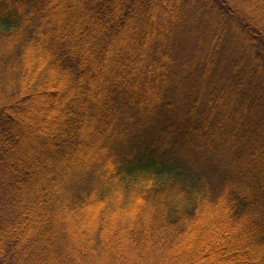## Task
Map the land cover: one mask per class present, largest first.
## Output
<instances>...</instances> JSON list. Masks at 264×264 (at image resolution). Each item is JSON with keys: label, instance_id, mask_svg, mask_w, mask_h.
Wrapping results in <instances>:
<instances>
[{"label": "trees", "instance_id": "trees-1", "mask_svg": "<svg viewBox=\"0 0 264 264\" xmlns=\"http://www.w3.org/2000/svg\"><path fill=\"white\" fill-rule=\"evenodd\" d=\"M87 250L264 264V0H0V264Z\"/></svg>", "mask_w": 264, "mask_h": 264}, {"label": "rangeland", "instance_id": "rangeland-1", "mask_svg": "<svg viewBox=\"0 0 264 264\" xmlns=\"http://www.w3.org/2000/svg\"><path fill=\"white\" fill-rule=\"evenodd\" d=\"M132 219H133V216H129V217L122 219L121 221H113V222H115V224H116L115 227L117 229L118 228L122 229L123 228L122 226L133 225ZM64 221L66 222V224L68 226L67 232L71 234V236H69L70 240H69L67 248H68V250H70L72 252V254H74V255L77 254V251L80 248V246L87 248L88 245H90V242L87 241V238L89 237V235H90L92 241H94L95 227L97 224V219L95 216H92L91 213H88V211H85V212L80 211L76 214L70 215ZM186 244L193 247V243L190 242L189 239L186 240ZM145 245H146L145 253L143 254L141 252V255H142V257H145L147 260L149 259L150 261L154 260V261L160 262V261H164L162 258H166V257H168V255H170V250L167 247L157 249L151 243H146ZM123 246L125 247L126 254L129 253L132 255L131 261L138 259V258H136L137 254H135V250H134L135 246L132 243H130L129 241L126 240L122 244V247ZM85 253H86V255L89 256L92 252H91V250H87V251H85ZM106 255H108V254L106 253ZM92 259H93L92 260L93 264H100V263L106 264L110 260V258L108 256H103L102 252H97V250L93 251ZM189 260H191V257L187 258L186 262L178 261L175 264H186L189 262ZM195 260H197V259H195ZM195 260H193L192 262H195Z\"/></svg>", "mask_w": 264, "mask_h": 264}]
</instances>
